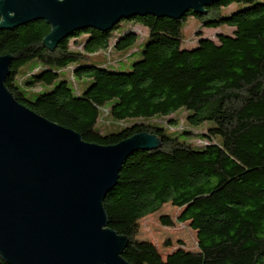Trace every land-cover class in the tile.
I'll return each mask as SVG.
<instances>
[{"label": "trees", "instance_id": "obj_1", "mask_svg": "<svg viewBox=\"0 0 264 264\" xmlns=\"http://www.w3.org/2000/svg\"><path fill=\"white\" fill-rule=\"evenodd\" d=\"M235 3L244 7L225 15ZM205 12L76 31L54 50L44 45L52 31L45 21L0 26V57L13 58L6 87L20 104L87 143L115 146L140 133L160 139L159 148L126 161L103 202L109 228L128 240L123 258L130 264H264V0H223ZM191 17L229 30L215 38L200 33L185 49ZM140 27L148 35L142 48ZM129 51L140 57L128 71L96 62L101 53L112 61ZM104 111L116 128L99 126ZM179 113L204 129L168 133L154 123ZM177 121L170 118L169 127ZM168 204L181 210L178 223L196 231V252L179 248L164 258L139 239V222ZM161 223L174 225L168 216ZM0 264H7L1 256Z\"/></svg>", "mask_w": 264, "mask_h": 264}, {"label": "water", "instance_id": "obj_2", "mask_svg": "<svg viewBox=\"0 0 264 264\" xmlns=\"http://www.w3.org/2000/svg\"><path fill=\"white\" fill-rule=\"evenodd\" d=\"M223 0H0L1 28L45 21L54 50L74 32L111 30L132 17L182 19ZM12 56L0 57V256L7 264H130L128 240L108 226L103 202L136 152L161 146L136 134L115 146L87 143L38 115L6 87Z\"/></svg>", "mask_w": 264, "mask_h": 264}, {"label": "rangeland", "instance_id": "obj_3", "mask_svg": "<svg viewBox=\"0 0 264 264\" xmlns=\"http://www.w3.org/2000/svg\"><path fill=\"white\" fill-rule=\"evenodd\" d=\"M244 5L235 3L231 7L225 10V15L230 14L233 11L243 8ZM122 31H128L131 27L130 23H123ZM229 28L227 26H223L217 29L206 28L203 25V22L195 17L189 18L183 26V47L185 49H190L195 45L197 37L202 33L206 37L215 38L217 34L227 33ZM138 33L140 34L138 38V48H142L143 37L147 38V30L143 27L138 29ZM144 38V39H145ZM72 48L81 50L80 48H76V46L72 42ZM99 58L97 57V64L106 63L110 67V69H116V71H128L131 69L133 62L136 61L140 54L132 55V52L129 51L126 57L124 56V60H119L116 54L111 55L112 61H109V53L104 52L101 53ZM33 64L27 65L23 71H27L32 67ZM80 83L78 80L77 84ZM40 88H38L39 90ZM104 117L100 120V127L111 129L116 128L117 125L111 122V119L107 115V111L103 112ZM185 113H179L177 115H173L170 118H178L176 125L174 127H169L168 120L170 118H165L163 120L155 119L154 123H157L159 126L163 128H167L168 133L179 132L182 130L183 126H187L185 120ZM176 116V117H175ZM131 122L122 123L121 125H129ZM189 126V129L193 130L196 134L200 133L204 128L203 126ZM197 137H193L192 140L195 141ZM185 139V138H183ZM181 210L173 207L171 204L165 205L158 213L148 216L142 219L139 222V239L143 241H149L156 245L162 256L165 258L168 254L176 251L179 248H182L186 251L196 252L198 243H197V233L193 229L190 228L189 223L180 224L177 222V217L180 215ZM163 216H168L174 222L173 227H165L161 223V218ZM170 244V247L167 244Z\"/></svg>", "mask_w": 264, "mask_h": 264}]
</instances>
